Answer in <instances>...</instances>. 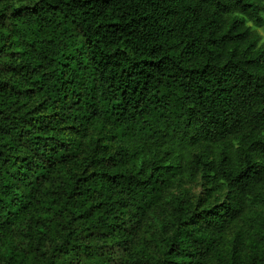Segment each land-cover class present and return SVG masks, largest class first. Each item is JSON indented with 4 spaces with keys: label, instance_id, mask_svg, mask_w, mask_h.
<instances>
[{
    "label": "trees",
    "instance_id": "1",
    "mask_svg": "<svg viewBox=\"0 0 264 264\" xmlns=\"http://www.w3.org/2000/svg\"><path fill=\"white\" fill-rule=\"evenodd\" d=\"M28 1L0 9V264H264V216L254 251L227 238L264 184V0ZM184 142L216 157L135 144ZM199 173L223 205L164 199Z\"/></svg>",
    "mask_w": 264,
    "mask_h": 264
},
{
    "label": "rangeland",
    "instance_id": "2",
    "mask_svg": "<svg viewBox=\"0 0 264 264\" xmlns=\"http://www.w3.org/2000/svg\"><path fill=\"white\" fill-rule=\"evenodd\" d=\"M28 0H0V9H10L12 6L19 7L21 5L29 4ZM11 10V9H10ZM9 10V11H10ZM253 30H255L260 38L259 45L264 44V13L262 14V22L255 25L249 22ZM65 131L69 132L67 137L75 139L82 150H86L87 153L91 151L88 149L89 141L93 139L100 140L102 144H107L114 148L115 142H112L109 138L103 139L99 133V128L88 126L85 130L84 136H77L75 130L66 125ZM98 141V142H100ZM139 147H142V157L149 155L150 152H154L160 156L165 150H169L178 160L179 163L184 166L186 161L193 158L196 153H205L210 158L216 157V146H208L205 143H200L197 146H191L187 142L181 145H157L155 143H149L144 146L135 143ZM166 158V157H164ZM167 160V159H166ZM83 170L90 171L89 159L83 154L74 160L67 163V174H79ZM169 187L165 190L164 199L173 200L174 198H187L193 203V210L196 213L202 212L203 209L215 208V206L223 205L226 200V189L221 188L219 185L208 184L202 173H199L196 177L190 176H177L175 178L168 179ZM256 200L257 204L254 205L248 212L247 217L249 221L239 220L230 227L228 230L227 238L229 240V246L235 248L242 254L250 253L259 245L260 240L255 237L251 227L257 226L254 220L257 217L264 216V184H262L258 190ZM159 224V223H158ZM24 238L28 241L39 242L42 238V231L36 224L31 226L27 225L24 230ZM174 260V258H173Z\"/></svg>",
    "mask_w": 264,
    "mask_h": 264
}]
</instances>
